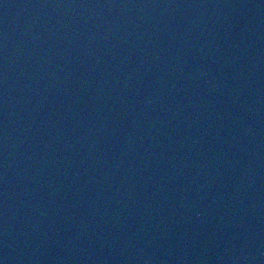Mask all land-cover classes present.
<instances>
[{
  "label": "water",
  "instance_id": "water-1",
  "mask_svg": "<svg viewBox=\"0 0 264 264\" xmlns=\"http://www.w3.org/2000/svg\"><path fill=\"white\" fill-rule=\"evenodd\" d=\"M0 264H264V0H0Z\"/></svg>",
  "mask_w": 264,
  "mask_h": 264
}]
</instances>
